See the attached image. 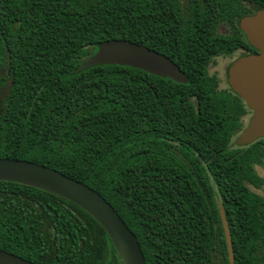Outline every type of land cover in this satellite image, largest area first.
Listing matches in <instances>:
<instances>
[{"label": "trees", "instance_id": "trees-1", "mask_svg": "<svg viewBox=\"0 0 264 264\" xmlns=\"http://www.w3.org/2000/svg\"><path fill=\"white\" fill-rule=\"evenodd\" d=\"M258 8L264 0H0V50L5 44L14 78L0 159L47 167L98 193L145 264H228L223 231L206 225L218 217L198 201L196 154L212 170L230 153L243 112L208 69L238 50L256 52L239 23ZM108 41L169 58L187 84L114 65L78 72ZM253 151L226 174L249 178ZM228 192L239 204L248 198L246 213L227 216L234 264H264V209L251 211L242 182ZM0 250L33 264H122L84 211L9 182H0Z\"/></svg>", "mask_w": 264, "mask_h": 264}, {"label": "water", "instance_id": "water-1", "mask_svg": "<svg viewBox=\"0 0 264 264\" xmlns=\"http://www.w3.org/2000/svg\"><path fill=\"white\" fill-rule=\"evenodd\" d=\"M239 28L256 55L235 61L228 71V84L253 116L248 127L235 139L242 147L264 138V9L243 18ZM8 59V64H9ZM103 65L130 67L161 79L187 84V77L169 58L144 46L126 41H108L78 68V72ZM10 86L0 91V97L10 93ZM0 182L34 188L72 203L89 215L104 230L122 264H145L135 235L126 227L115 210L95 191L71 180L59 172L27 161L0 159ZM228 264H234L228 223L220 211ZM0 264H33L0 250Z\"/></svg>", "mask_w": 264, "mask_h": 264}, {"label": "flooded vegetation", "instance_id": "flooded-vegetation-1", "mask_svg": "<svg viewBox=\"0 0 264 264\" xmlns=\"http://www.w3.org/2000/svg\"><path fill=\"white\" fill-rule=\"evenodd\" d=\"M218 32L222 35H227L229 33L228 29L225 27L220 26L218 28ZM255 53H251L248 51L238 50L232 58H216L212 61V64H216L217 60H232L228 67L226 68V81H227V88L221 89L220 82L216 76H212L216 78L217 81V88L219 91H231V88L228 84V71L230 66L237 61L238 59L242 58L243 55L250 56L256 55ZM8 59L10 62V55L7 47L3 44V52L0 50V91L7 89L12 82V88L14 85V78L13 73L11 72V65L8 64ZM209 66V67H210ZM209 71V69H208ZM10 90V93L12 91ZM10 93L6 96L0 97V116L3 114L4 105L7 101ZM233 93V92H232ZM235 95V94H234ZM238 97V96H237ZM240 103L237 101L239 106L242 110V115L239 117V124L240 128L235 134L230 144L229 155L222 157L219 161L213 165V169L210 170L207 166L212 165V160L203 161L199 155L196 154V165H195V172H196V188L198 192V201L204 204L208 212L215 213L218 217V222L214 223L213 225L210 221L207 222L208 228L213 230H218L219 228L222 229V223L220 218V211H223V215L228 223L227 216L230 215L232 212L239 210L240 213H246L244 209L246 200L244 196L240 198L241 203L239 204L236 199L230 197V193L228 192V186L231 182H242V186L245 190H247L251 197L250 200V208L252 212L260 213L261 210L264 209V138L258 139L255 142L251 143L247 146H236L235 139L248 127L250 120L253 116L251 110L248 108L246 103L238 97ZM248 150H255L252 154V157L248 159V164L250 165V177H236L234 175L226 174L225 166L234 164V161L237 160L236 158L241 157L243 152ZM224 171H219V170ZM228 192V193H227ZM235 196V195H233ZM237 198V196H235ZM232 201L235 205L233 209L229 208L228 203ZM229 227V223H228Z\"/></svg>", "mask_w": 264, "mask_h": 264}, {"label": "rangeland", "instance_id": "rangeland-1", "mask_svg": "<svg viewBox=\"0 0 264 264\" xmlns=\"http://www.w3.org/2000/svg\"><path fill=\"white\" fill-rule=\"evenodd\" d=\"M232 60H217L216 64H212L209 67V74L211 76H216L220 82V88H227L226 81V68Z\"/></svg>", "mask_w": 264, "mask_h": 264}]
</instances>
